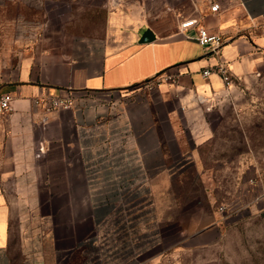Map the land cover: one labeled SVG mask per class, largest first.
Returning a JSON list of instances; mask_svg holds the SVG:
<instances>
[{
    "label": "crops",
    "instance_id": "obj_1",
    "mask_svg": "<svg viewBox=\"0 0 264 264\" xmlns=\"http://www.w3.org/2000/svg\"><path fill=\"white\" fill-rule=\"evenodd\" d=\"M30 1L0 0V93L13 96L12 111L0 117V264H62L70 249L78 261V243L108 234L144 190L160 227L184 226L191 244L155 246L140 264H180L193 248L221 247L229 224L264 216V178L243 176L232 202L218 205V185L196 164L197 152L175 170L170 132L178 128L151 105L127 95L111 102L77 96L122 95L158 79L163 97L178 98V112L193 113L198 98L223 95L264 63V0H107L100 38L69 51L38 43L28 54L21 23ZM187 21L219 37L220 48L202 47L196 27H182ZM218 67L229 71L230 84ZM58 98L71 107L48 110ZM189 181L199 186L187 189ZM224 205L233 214L220 211Z\"/></svg>",
    "mask_w": 264,
    "mask_h": 264
},
{
    "label": "rangeland",
    "instance_id": "obj_2",
    "mask_svg": "<svg viewBox=\"0 0 264 264\" xmlns=\"http://www.w3.org/2000/svg\"><path fill=\"white\" fill-rule=\"evenodd\" d=\"M106 4L107 0H31L27 3V18L21 23L27 53L31 54L38 43L69 51L82 40L100 38L108 12ZM160 84V80L154 79L123 91L122 95L80 93L77 96L84 100L111 102L127 95L122 99L149 104L161 121L175 123L178 130L170 132L175 159H184L183 156L197 152L196 164L213 173L211 182L218 185L215 192V197L220 198L218 205L232 202L234 182L237 184L240 178L243 182V176L253 180L264 178V63L249 76L236 79L223 95L198 98L197 108L189 115L177 111L179 101L176 96L166 99L161 95ZM170 110L174 111L169 118ZM187 184L188 189L190 181ZM198 186L197 183L192 187ZM46 212L49 217L51 212L54 213ZM55 216L59 223H65V211H58ZM184 228L174 224L161 227L165 250L191 244L185 242ZM224 232L228 239L223 240L221 247L193 248L180 264H264V216L254 215L231 227L229 224ZM72 250H63L62 264H86V253L75 254L76 262L70 260Z\"/></svg>",
    "mask_w": 264,
    "mask_h": 264
},
{
    "label": "built area",
    "instance_id": "obj_3",
    "mask_svg": "<svg viewBox=\"0 0 264 264\" xmlns=\"http://www.w3.org/2000/svg\"><path fill=\"white\" fill-rule=\"evenodd\" d=\"M219 10V5L211 7L212 12ZM184 29L194 28L198 32L197 42L202 47H212L218 50L222 44L221 39L211 35L204 27L197 28L195 21L183 23ZM223 74L227 85L230 84V73L222 67H218ZM212 69L204 71V76L211 74ZM13 96L11 93H0V117L12 111ZM40 101H36L39 104ZM72 102L67 99H52L47 104L48 110L67 109ZM44 148H41V151ZM189 160L179 158L175 161V170L185 167ZM142 202L126 203L124 209L120 211L119 217L112 230L105 236L93 242L87 240L79 246L81 253H86V264H140V258L144 252L152 250L155 246L164 245L161 235V227L154 217L150 194L147 190L142 191ZM220 211L230 213L226 206H222ZM236 213L238 211H235ZM85 259V257H84Z\"/></svg>",
    "mask_w": 264,
    "mask_h": 264
},
{
    "label": "trees",
    "instance_id": "obj_4",
    "mask_svg": "<svg viewBox=\"0 0 264 264\" xmlns=\"http://www.w3.org/2000/svg\"><path fill=\"white\" fill-rule=\"evenodd\" d=\"M80 252H81L80 250L77 251V253H79V254H80Z\"/></svg>",
    "mask_w": 264,
    "mask_h": 264
},
{
    "label": "water",
    "instance_id": "obj_5",
    "mask_svg": "<svg viewBox=\"0 0 264 264\" xmlns=\"http://www.w3.org/2000/svg\"><path fill=\"white\" fill-rule=\"evenodd\" d=\"M150 32H148V35H149ZM146 41H148V39L146 38Z\"/></svg>",
    "mask_w": 264,
    "mask_h": 264
}]
</instances>
